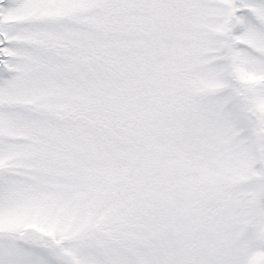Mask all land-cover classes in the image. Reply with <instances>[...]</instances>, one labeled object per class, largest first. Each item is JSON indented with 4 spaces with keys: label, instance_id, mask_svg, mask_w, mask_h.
<instances>
[{
    "label": "snow or ice",
    "instance_id": "snow-or-ice-1",
    "mask_svg": "<svg viewBox=\"0 0 264 264\" xmlns=\"http://www.w3.org/2000/svg\"><path fill=\"white\" fill-rule=\"evenodd\" d=\"M0 264H264V0H0Z\"/></svg>",
    "mask_w": 264,
    "mask_h": 264
}]
</instances>
